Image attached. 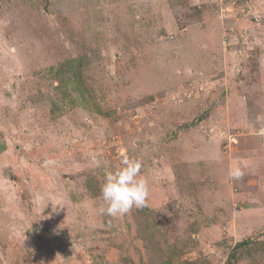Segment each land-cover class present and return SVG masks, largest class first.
I'll use <instances>...</instances> for the list:
<instances>
[{"label":"rangeland","instance_id":"1","mask_svg":"<svg viewBox=\"0 0 264 264\" xmlns=\"http://www.w3.org/2000/svg\"><path fill=\"white\" fill-rule=\"evenodd\" d=\"M0 264H264V0H0Z\"/></svg>","mask_w":264,"mask_h":264},{"label":"clouds","instance_id":"2","mask_svg":"<svg viewBox=\"0 0 264 264\" xmlns=\"http://www.w3.org/2000/svg\"><path fill=\"white\" fill-rule=\"evenodd\" d=\"M97 164H99L98 161ZM141 169L140 158L124 157L113 171L105 173L100 189V199L104 205L99 210L102 215L122 217L133 207L142 209L147 206L150 184ZM230 175L234 179H239L243 173L236 170Z\"/></svg>","mask_w":264,"mask_h":264}]
</instances>
